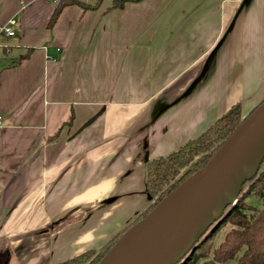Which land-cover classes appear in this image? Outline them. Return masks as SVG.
Returning <instances> with one entry per match:
<instances>
[{
	"label": "crops",
	"instance_id": "obj_1",
	"mask_svg": "<svg viewBox=\"0 0 264 264\" xmlns=\"http://www.w3.org/2000/svg\"><path fill=\"white\" fill-rule=\"evenodd\" d=\"M38 1L16 0L0 21L15 19V36L0 35L19 28L24 49L0 71V233L13 227L16 237L9 264H60L123 234L141 212L124 219L123 200L106 198L125 189L140 200L146 161L211 126L227 85L251 94L264 73V0H143L123 9L79 0L85 7L67 4L51 28L64 0H42V16L25 17Z\"/></svg>",
	"mask_w": 264,
	"mask_h": 264
},
{
	"label": "water",
	"instance_id": "obj_2",
	"mask_svg": "<svg viewBox=\"0 0 264 264\" xmlns=\"http://www.w3.org/2000/svg\"><path fill=\"white\" fill-rule=\"evenodd\" d=\"M101 114L91 118L77 134ZM263 162L264 100L244 118L204 168L124 232L98 264H181L197 250L211 227L237 204L243 186L257 178ZM149 163L147 160L144 181L148 199Z\"/></svg>",
	"mask_w": 264,
	"mask_h": 264
},
{
	"label": "trees",
	"instance_id": "obj_3",
	"mask_svg": "<svg viewBox=\"0 0 264 264\" xmlns=\"http://www.w3.org/2000/svg\"><path fill=\"white\" fill-rule=\"evenodd\" d=\"M115 9H123L126 3L143 0H113ZM69 3L85 7L79 0H64L53 12L48 26L57 21L62 9ZM31 50L17 60V65L28 59ZM255 110V109H254ZM253 112V111H252ZM251 112V113H252ZM250 113V114H251ZM246 116L239 104L234 105L201 135L185 143L177 151L150 161L147 183L151 204L142 211L122 232L143 219L167 195L186 181L195 172L206 166L221 145L239 127ZM246 189H249L246 193ZM251 195L264 200V162L257 178L243 186L241 198L229 209L226 216L213 225L197 246V250L181 264H264V204L261 207L248 203ZM229 226H226L228 225ZM229 227L223 239L215 245L219 232ZM118 235L100 250H89L60 264H98L111 247L119 240ZM0 251L11 253L8 244L0 238Z\"/></svg>",
	"mask_w": 264,
	"mask_h": 264
},
{
	"label": "rangeland",
	"instance_id": "obj_4",
	"mask_svg": "<svg viewBox=\"0 0 264 264\" xmlns=\"http://www.w3.org/2000/svg\"><path fill=\"white\" fill-rule=\"evenodd\" d=\"M45 1V0H44ZM42 0L38 1V3L34 4L33 8H29L25 10L24 16L26 17L27 15L29 17L32 16H37L40 17L42 16V12L44 11V5ZM25 2V1H24ZM46 4V3H45ZM14 5L17 7V2L16 0H0V21L3 19L4 16H6L9 13V10L11 9V6ZM22 7V5H21ZM28 7V6H27ZM25 7L24 9H26ZM20 19V15H18L17 21ZM34 27H38L36 21H30L29 26L27 28V31L32 32L34 31ZM16 29V34L17 36L14 38H8L4 35H0V71L2 67L5 66V64L9 63L12 61V59L18 57L20 53L24 52V49H21L20 45L21 44V39H22V31L19 28ZM23 43V41H22ZM8 50V52H5ZM27 51V50H26ZM25 51V52H26ZM250 89H253L254 85L251 84ZM257 89H255L251 94L248 93L249 90H246L242 86H230L227 85L224 91V94L221 103L219 104V112L217 115H223L226 111H228L230 108H232L234 105L239 104L241 106V109L245 111V113H249V111L253 108V105H249L250 103H253L255 100L260 99L264 95V73L257 79ZM252 99V100H251ZM251 100V101H249ZM247 105V106H246ZM220 116V117H221ZM219 117V118H220ZM171 151H174L172 149ZM168 156V155H166ZM165 157V156H163ZM192 176V175H191ZM249 189H246L245 193ZM255 195H251L250 198L247 200L249 204L261 207V205L264 204L263 198H255ZM242 196L240 195L239 199ZM147 201H150L148 197L145 196V194L141 195V199L139 198H132V196L129 197H124L123 199V205L120 209V212L123 213L124 219H132L134 218L138 213L142 212L145 210L147 204ZM151 204V203H150ZM226 226H229L226 225ZM28 228L22 229V232L28 231ZM229 229V227H224L218 234L217 239L215 241V245H217L224 237L226 231ZM14 228L11 227L10 229H7V232L4 231L3 233H0V238L4 239V241L8 244L9 248H11L10 244L12 241L15 240L13 236H11L14 233ZM12 232V234H9ZM9 234V235H8ZM20 234V233H19ZM1 248V246H0ZM1 252V251H0Z\"/></svg>",
	"mask_w": 264,
	"mask_h": 264
},
{
	"label": "flooded vegetation",
	"instance_id": "obj_5",
	"mask_svg": "<svg viewBox=\"0 0 264 264\" xmlns=\"http://www.w3.org/2000/svg\"><path fill=\"white\" fill-rule=\"evenodd\" d=\"M119 195V196H118ZM117 196H110V197H108V198H106V200L104 201V202H107L108 204L110 203V202H112V203H110V205H113V204H117L118 202H120V200H123L124 199V197H125V189L122 191V193L121 194H118ZM146 197H148L147 195H145ZM127 197V196H126ZM103 202V203H104ZM152 202V200H151V198H150V201H147V206H146V208L150 205V203ZM104 205V204H103ZM145 208V209H146ZM44 231H46L47 232V229H45ZM43 232V231H42ZM37 233H41V230L40 231H38ZM114 237H117V235L116 236H114ZM113 237V238H114ZM113 238H111V239H113ZM110 239V240H111ZM109 240V241H110ZM108 241V242H109ZM107 242V243H108ZM106 243V244H107ZM10 250H12L11 248H10ZM13 250L11 251V253H3V252H0V264H9L10 263V260H11V258H12V256H13Z\"/></svg>",
	"mask_w": 264,
	"mask_h": 264
},
{
	"label": "built area",
	"instance_id": "obj_6",
	"mask_svg": "<svg viewBox=\"0 0 264 264\" xmlns=\"http://www.w3.org/2000/svg\"><path fill=\"white\" fill-rule=\"evenodd\" d=\"M56 2L60 0H54ZM16 25V21L14 18L8 20L5 23H0V34L5 33L7 36H15V32L13 27ZM2 121V116H0V122Z\"/></svg>",
	"mask_w": 264,
	"mask_h": 264
}]
</instances>
